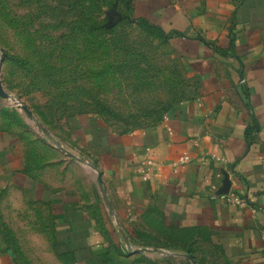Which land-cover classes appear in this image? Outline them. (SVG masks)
<instances>
[{
  "label": "crops",
  "instance_id": "obj_1",
  "mask_svg": "<svg viewBox=\"0 0 264 264\" xmlns=\"http://www.w3.org/2000/svg\"><path fill=\"white\" fill-rule=\"evenodd\" d=\"M129 3L167 36L192 94L133 130L72 120L79 165L0 129V190L35 223L49 210L56 264H264V0ZM230 193L245 204L220 197ZM0 264H16L1 245Z\"/></svg>",
  "mask_w": 264,
  "mask_h": 264
},
{
  "label": "rangeland",
  "instance_id": "obj_2",
  "mask_svg": "<svg viewBox=\"0 0 264 264\" xmlns=\"http://www.w3.org/2000/svg\"><path fill=\"white\" fill-rule=\"evenodd\" d=\"M1 53L8 97H0V129L42 155L71 161L60 147L72 151V120L90 115L133 130L157 122L193 92L168 39L126 18L119 0H0ZM9 196L0 190V245L16 264H56L48 256L49 210H40L35 223L34 208L25 215L18 193Z\"/></svg>",
  "mask_w": 264,
  "mask_h": 264
},
{
  "label": "built area",
  "instance_id": "obj_3",
  "mask_svg": "<svg viewBox=\"0 0 264 264\" xmlns=\"http://www.w3.org/2000/svg\"><path fill=\"white\" fill-rule=\"evenodd\" d=\"M189 160H190L189 155L184 153L178 157L176 162L173 163V166L177 164L183 166ZM142 165H143V170L141 172V176H142V179L147 180L150 177L152 170L154 168V165H155L154 160L150 157V155H148V153H146V157L142 160ZM220 197L225 199L227 202H231V203L234 202V203H238L242 205L245 204L243 200H241L237 195L233 193L220 194Z\"/></svg>",
  "mask_w": 264,
  "mask_h": 264
},
{
  "label": "water",
  "instance_id": "obj_4",
  "mask_svg": "<svg viewBox=\"0 0 264 264\" xmlns=\"http://www.w3.org/2000/svg\"><path fill=\"white\" fill-rule=\"evenodd\" d=\"M110 14H113V15H118V13L115 11V10H111L110 11ZM2 59H3V53H1L0 54V63H1V61H2ZM0 97H3V98H7L8 97V94L4 91V89H3V87H2V83H1V80H0ZM21 107H22V109L30 116V117H33L34 118V116H33V114H32V112H31V110L28 108V106H26V105H24V104H19ZM35 121H36V123H37V125L44 131V132H46L45 131V129H44V127L35 119ZM60 149L62 150V151H64L69 157H72V158H75L77 161H80V162H83L84 163V161L82 160V159H80L75 153H73L72 151H68V150H65L64 148H62V147H60ZM97 182H98V184H99V186L101 187V190H102V192L104 193V190H103V188H102V180H101V174H100V172H97ZM189 258H190V260L193 262V264H196L195 263V261L193 260V257L191 256V255H187Z\"/></svg>",
  "mask_w": 264,
  "mask_h": 264
},
{
  "label": "trees",
  "instance_id": "obj_5",
  "mask_svg": "<svg viewBox=\"0 0 264 264\" xmlns=\"http://www.w3.org/2000/svg\"><path fill=\"white\" fill-rule=\"evenodd\" d=\"M119 4H120V6H121V9H122V12H123V14H126V18H129L131 21H133V22H136V23H141V24H143V25H145V26H147V27H149V28H151L152 30H154L155 32H157L159 35H161V36H163L164 38H166L167 39V36L166 35H164L162 32H161V30L159 29V28H157V27H155V26H152V25H149L148 23H146V22H144V21H136V20H133L130 16H129V14H128V10H129V0H119ZM175 103V102H174ZM173 103V104H174ZM172 104V105H173ZM172 105H170V107L172 106ZM170 107L166 110V112L170 109Z\"/></svg>",
  "mask_w": 264,
  "mask_h": 264
}]
</instances>
